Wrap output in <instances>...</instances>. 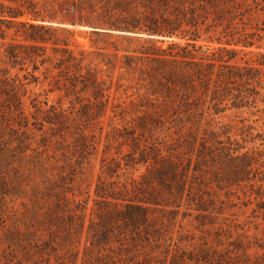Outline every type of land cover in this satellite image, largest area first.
Returning a JSON list of instances; mask_svg holds the SVG:
<instances>
[{
    "label": "trees",
    "instance_id": "1",
    "mask_svg": "<svg viewBox=\"0 0 264 264\" xmlns=\"http://www.w3.org/2000/svg\"><path fill=\"white\" fill-rule=\"evenodd\" d=\"M140 5L142 12L124 22L66 20L90 25L94 35L108 40L142 42L132 51L114 47L116 55L124 53L120 69L147 76L140 75L152 112L137 116L136 132L124 137L131 139V151L123 163L105 165L103 173L119 177L122 166L146 171L133 180L131 189L108 188L99 179V209L87 226L81 260V239L76 238L83 220L62 203L49 210L54 227L50 248L80 264H153L159 254L170 257L172 264H211L218 261L216 250L186 253L179 246L181 237L175 241L168 231L185 203L202 219L213 214L216 196L206 194L208 185L220 189L264 182L259 178L264 174V128L258 131L241 122L236 138L229 128L220 135L208 120L225 110L264 105V20L254 23L256 14L264 15V0H143ZM26 15L0 7V36L13 31L20 39L6 50L13 67L28 62L33 72L25 79L36 83L35 72L51 64L58 73L55 83L67 95L91 91L103 107L102 82L84 66L89 53L73 49L74 33L55 26L52 17L32 14L31 20H23ZM161 37L170 40L166 48L158 45ZM16 80L17 84L1 81L0 94L7 97L9 109L18 112L22 103L17 90L25 84ZM55 116L60 118L46 122L67 129L61 114ZM163 131L169 132V144L158 143L156 135Z\"/></svg>",
    "mask_w": 264,
    "mask_h": 264
},
{
    "label": "rangeland",
    "instance_id": "2",
    "mask_svg": "<svg viewBox=\"0 0 264 264\" xmlns=\"http://www.w3.org/2000/svg\"><path fill=\"white\" fill-rule=\"evenodd\" d=\"M142 1L0 0L2 8L27 12L23 20H31L32 14H41L54 18L55 26L71 30L73 49L89 53L84 66L94 71L104 89L103 107L91 91L67 95L55 83L58 73L51 64L40 66L35 72L36 83L26 80L25 75L33 72L32 65L20 62L13 67L6 54L8 47L20 39L13 31L0 36V86L1 81L17 84V78L25 84L17 90L22 103L18 112L9 109L7 97L0 94V264H80L87 226L99 209L96 204L100 199L95 196L99 179L108 188L131 189L133 180H139L145 173V167L135 170L124 166L119 177L103 173L105 165L123 160L131 151V139L124 137L136 132L133 126L137 116L152 112L145 98L146 82L140 75L147 76L120 69L124 53L116 55L114 47L132 51L142 42L108 40L94 35L90 25H72L66 21L124 22L130 15L142 12ZM263 20L264 15L258 13L254 23ZM135 37L148 38L146 34ZM159 40L158 45L164 48L170 41L163 37ZM56 113L66 121L67 129H58L46 122L48 118L59 119ZM208 120L220 135L229 128L233 136L240 138L241 122L252 124L258 131L264 128V105L225 110L209 116ZM156 136L158 143L171 141L169 132H158ZM259 178L264 179V174L260 173ZM208 186L206 194L216 196L213 214L202 219L185 203L172 222L168 236H173L175 241L181 237L179 246L186 253L198 255L201 248L207 247L216 250L218 261L211 264H264V182L220 189L215 184ZM57 203L82 217L81 233L76 238L78 242L81 239L78 263L75 257L50 248V232L54 227L49 210ZM157 215L162 214L157 212ZM153 264H172V260L159 254Z\"/></svg>",
    "mask_w": 264,
    "mask_h": 264
}]
</instances>
